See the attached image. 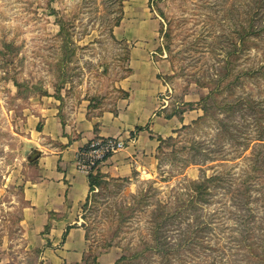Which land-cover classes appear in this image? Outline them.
<instances>
[{
  "label": "rangeland",
  "instance_id": "rangeland-1",
  "mask_svg": "<svg viewBox=\"0 0 264 264\" xmlns=\"http://www.w3.org/2000/svg\"><path fill=\"white\" fill-rule=\"evenodd\" d=\"M127 1L0 0V264H51L50 242L30 230L24 244L27 231L9 227L26 137L45 112L115 110L124 99L131 47L116 31ZM145 3L149 17L134 19L147 36L157 27L150 57L165 119L180 126L187 112L188 124L157 138L151 174L103 177L82 212L85 263L264 264V0ZM128 24L120 31L137 28ZM244 35L248 51L230 57L225 77Z\"/></svg>",
  "mask_w": 264,
  "mask_h": 264
},
{
  "label": "crops",
  "instance_id": "crops-1",
  "mask_svg": "<svg viewBox=\"0 0 264 264\" xmlns=\"http://www.w3.org/2000/svg\"><path fill=\"white\" fill-rule=\"evenodd\" d=\"M129 2L123 8L124 17L116 31V36L131 47V71L121 82L126 93L124 99L115 110L45 112L36 123L41 121L39 129L35 127L26 137L25 175L19 196L9 208L12 218L15 214L18 217L17 221H10L9 227L27 231L19 236L24 244L28 243V237H34L30 230H36L35 236L38 233L34 243L50 242L45 255L51 264H86L89 239L82 212L91 191L89 175L76 168L77 153L94 138L119 137L127 141V147L109 157L97 171L105 179L130 176L133 171L149 175L156 164L157 138L170 137L178 127L188 124L187 112L178 121L180 126L165 119L166 101L159 96L166 87L157 76L159 62L151 61L150 57L156 49L157 27L147 36L139 28L137 18L134 19L137 15L149 17V9L143 7L148 0H131V7ZM129 20L137 28L120 31ZM43 230L49 233L43 236ZM117 262L119 259L110 264Z\"/></svg>",
  "mask_w": 264,
  "mask_h": 264
},
{
  "label": "built area",
  "instance_id": "built-area-1",
  "mask_svg": "<svg viewBox=\"0 0 264 264\" xmlns=\"http://www.w3.org/2000/svg\"><path fill=\"white\" fill-rule=\"evenodd\" d=\"M127 141L119 137H97L90 140L76 155V168L85 174H94L109 157L123 151Z\"/></svg>",
  "mask_w": 264,
  "mask_h": 264
},
{
  "label": "trees",
  "instance_id": "trees-1",
  "mask_svg": "<svg viewBox=\"0 0 264 264\" xmlns=\"http://www.w3.org/2000/svg\"><path fill=\"white\" fill-rule=\"evenodd\" d=\"M122 18L123 17H121L120 19H119V22L117 23V26L120 24V21L122 20ZM58 24H59V26H60V33H61V35L62 36H68V30H67V28H66V24H65V22H63V20L62 19H60V20H58ZM256 32V30H254L253 31V33H255ZM241 40H240V43H239V45H237L235 48H234V50L231 52V53H229V58H228V60H227V62H226V66H225V69H226V74H225V77L227 76H229L230 75V73L232 72L231 70H232V67H231V65H232V62H231V59H230V57H232V55H233V57H234V59L236 58H238L239 56L238 55H240V54H242V53H244V52H247L248 50V46L246 47V37H245V35L243 36V37H241L240 38ZM66 45V44H65ZM67 46V45H66ZM247 71V72H246ZM246 71H244V72H242L241 74H239V76H237L236 77V79H237V81H238V78H240L242 75L243 76H250V77H252V74H254V73H256V72H253L251 69L250 70H246ZM260 71H262L263 72V75H264V67H262L260 70H259V72ZM258 72V73H259ZM257 73V74H258ZM225 78H223V80H224ZM225 103H227V102H225ZM228 105V104H227ZM226 105V106H227ZM228 108H229V106H227ZM169 117V116H168ZM167 117V118H168ZM171 117V116H170ZM197 121H194L193 122V124L194 123H196ZM261 132H263V131H261ZM259 137H262V136H259ZM260 140H263L264 138H259ZM218 180V178H215V181H217ZM105 182V180H104V178H103V176H102V174L99 172V171H97L95 174H89V183H90V191H91V193H90V195H89V197H88V199H87V201H86V203L84 204V206H83V210L87 207V205H88V202H89V200H90V198H91V194L94 192V190H95V188L96 187H99V186H101L103 183ZM205 190V193L207 192V187L204 185V184H198V187H197V189H196V191L199 193V194H201V195H204L205 193H202L201 192V190ZM88 232V231H87ZM87 239H88V234H87ZM157 242H158V240H157ZM156 249V248H158V243L156 244L155 243V245H151V244H148V246H147V249L148 250H151V249ZM170 251V250H169ZM119 262H117L116 264H118Z\"/></svg>",
  "mask_w": 264,
  "mask_h": 264
}]
</instances>
